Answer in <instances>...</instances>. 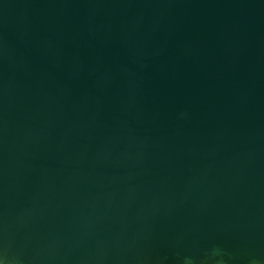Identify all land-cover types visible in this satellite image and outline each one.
Segmentation results:
<instances>
[{
  "label": "water",
  "instance_id": "water-1",
  "mask_svg": "<svg viewBox=\"0 0 264 264\" xmlns=\"http://www.w3.org/2000/svg\"><path fill=\"white\" fill-rule=\"evenodd\" d=\"M0 264H264V0H0Z\"/></svg>",
  "mask_w": 264,
  "mask_h": 264
}]
</instances>
